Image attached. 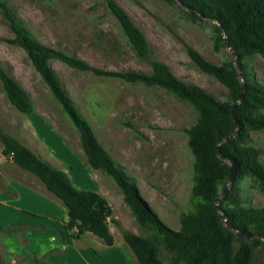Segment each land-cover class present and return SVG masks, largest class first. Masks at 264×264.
<instances>
[{
  "label": "rangeland",
  "instance_id": "374dc122",
  "mask_svg": "<svg viewBox=\"0 0 264 264\" xmlns=\"http://www.w3.org/2000/svg\"><path fill=\"white\" fill-rule=\"evenodd\" d=\"M1 1L33 37L53 49L105 71L146 74L153 71L151 62L132 48L105 0ZM114 1L147 37L153 61L166 64L177 78L205 89L217 99H228V89L215 76L202 71L189 54V49H194L216 65L233 58L225 47L218 48L215 22L193 19L186 14V8L166 0ZM14 38L9 19L0 8V63L29 92L36 116H43V121L34 117L33 125L29 115L17 110L0 79V129L44 161L65 171H71V165L73 173L82 177L85 154L80 133L53 100L25 50L12 42ZM51 65L112 159L135 179L142 197L157 211L159 218L171 229L178 230L182 213L191 209L194 156L185 130L198 121L197 110L160 87L98 77L77 71L60 60H52ZM251 68L255 78L264 84V61L254 58ZM252 140L263 151L264 163V131L254 132ZM3 150L0 138V165L12 161ZM69 150L83 158L73 157ZM101 174L121 193V197L112 196L121 219L118 221L124 223L122 227L111 223L116 235L123 237V230H128L147 236L117 184ZM256 186L250 179L242 181L251 205L262 207L264 195ZM263 261L264 250L259 247L251 264Z\"/></svg>",
  "mask_w": 264,
  "mask_h": 264
},
{
  "label": "trees",
  "instance_id": "16d2710c",
  "mask_svg": "<svg viewBox=\"0 0 264 264\" xmlns=\"http://www.w3.org/2000/svg\"><path fill=\"white\" fill-rule=\"evenodd\" d=\"M105 1L135 52L151 62L152 73L113 72L93 67L76 56L41 43L1 0L0 8L8 17L15 34L12 42L25 50L47 84L53 100L79 131L87 164L113 179L140 229L147 234L142 236L128 230L122 232L138 264H166V261L169 264H251L256 249L262 247L264 250L263 240L257 238H264V206L251 205L244 194L242 181L250 179L264 195L263 151L252 140L254 132L264 131V84L251 72L254 58L260 57L264 61V0H166L184 6L189 11H185L186 14L193 19L215 22L218 48L225 47L223 33L227 34L230 46L238 54V64L247 83L244 100L233 113L232 109L243 89L233 58L216 65L205 60L194 49H189L193 62L228 89V99L221 101L205 89L177 78L166 64L153 61L145 34L114 0ZM52 60H60L77 71L98 77L160 87L197 110L198 121L185 130L194 156L191 209L182 213L178 230L171 229L159 218L157 211L142 197L135 179L117 165L100 143L94 127L76 107L61 77L52 67ZM0 79L11 104L21 113L31 115L34 112L31 95L6 72L1 63ZM236 122L240 125L239 136L221 145L222 154L237 167V178L222 199L221 207L228 217L227 225L254 236L251 240L229 230L215 206L231 176L230 166L218 156V145L236 133ZM0 138L4 155L11 157L21 169L34 174L67 208V228L75 239L90 233L102 239L108 247L115 245L111 223L118 226L120 222L115 220L114 210L104 196L77 189L68 173L44 161L1 129ZM14 231V227L0 230L7 234Z\"/></svg>",
  "mask_w": 264,
  "mask_h": 264
},
{
  "label": "crops",
  "instance_id": "0c3cea01",
  "mask_svg": "<svg viewBox=\"0 0 264 264\" xmlns=\"http://www.w3.org/2000/svg\"><path fill=\"white\" fill-rule=\"evenodd\" d=\"M29 117L32 124L34 117L43 118L36 116L35 109ZM69 151L73 157H82ZM83 160L82 177L73 173L71 165V171L60 170L68 173L77 189L104 196L114 210L115 220H121L112 197H121L118 188L100 171L91 169L85 157ZM32 175L13 161L0 165V230L15 229L11 234L0 232V264H138L124 238L116 235L114 224H111L113 247L90 233L75 239L67 228V208ZM119 222L122 227L124 223Z\"/></svg>",
  "mask_w": 264,
  "mask_h": 264
},
{
  "label": "water",
  "instance_id": "95a60500",
  "mask_svg": "<svg viewBox=\"0 0 264 264\" xmlns=\"http://www.w3.org/2000/svg\"><path fill=\"white\" fill-rule=\"evenodd\" d=\"M223 35H224V40H225V48H226L227 51L232 52L233 63L235 65L236 69H237V72L239 74V78H240V81H241V84H242V87H243L242 93H241V95L239 97V101L235 104L234 108L232 109V113H233L234 109L236 107H238V105H240L243 102V100H244L245 92H246V89H247V83L245 81L244 73L241 71V67L238 64V54L235 53L234 49L230 46V40H229L227 34L224 32ZM236 125H237L236 133L234 135H232V136L227 137L225 140L221 141L219 143V145H218V156L223 161L224 164H227V165L230 166V168H231V176H230V181L226 185L225 190L223 191L222 195L219 198H217V200L215 202V206L219 210L220 214L222 215L223 222H224V224L227 226V228L229 230H231L232 232H234L235 234H237L238 236H240L242 238H246L248 240H251V239L254 238V236L247 235V234L241 232L240 230L235 229V228L230 227V226L227 225L228 217L226 216V214L224 213V211L222 210V207H221L222 199H224L226 197V195L228 194V192L232 189L233 184H234V182H235V180L237 178V167L228 157H226V156H224L222 154L221 145L224 142H229V141H231V139L239 136V134H240V125H239L238 122H236ZM257 238H260L264 242V238L263 237H258L257 236Z\"/></svg>",
  "mask_w": 264,
  "mask_h": 264
},
{
  "label": "built area",
  "instance_id": "2783aa9c",
  "mask_svg": "<svg viewBox=\"0 0 264 264\" xmlns=\"http://www.w3.org/2000/svg\"><path fill=\"white\" fill-rule=\"evenodd\" d=\"M11 158V157H10ZM75 232H77V229L75 228Z\"/></svg>",
  "mask_w": 264,
  "mask_h": 264
}]
</instances>
